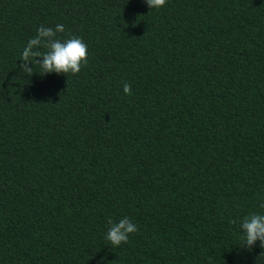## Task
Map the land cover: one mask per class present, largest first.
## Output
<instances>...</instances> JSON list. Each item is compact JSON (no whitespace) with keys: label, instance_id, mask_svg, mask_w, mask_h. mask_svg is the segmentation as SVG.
Returning a JSON list of instances; mask_svg holds the SVG:
<instances>
[{"label":"trees","instance_id":"trees-1","mask_svg":"<svg viewBox=\"0 0 264 264\" xmlns=\"http://www.w3.org/2000/svg\"><path fill=\"white\" fill-rule=\"evenodd\" d=\"M57 24L79 73L20 60ZM261 203L264 0H0V264H264Z\"/></svg>","mask_w":264,"mask_h":264},{"label":"clouds","instance_id":"clouds-1","mask_svg":"<svg viewBox=\"0 0 264 264\" xmlns=\"http://www.w3.org/2000/svg\"><path fill=\"white\" fill-rule=\"evenodd\" d=\"M150 9L162 8L166 0H145ZM64 31L62 24H57L55 28L41 26L37 29L36 35L29 39L24 47L20 60L25 62H36L40 58L39 67L43 74L55 72L57 74H76L80 72L81 65L87 63V45L79 37L60 40L53 39L58 33ZM42 38L51 39L52 42L44 52L34 50L36 46L41 45ZM20 70L28 75L33 72L32 68L22 66ZM125 94H130V85L123 87ZM264 209V203H261ZM234 223V221H232ZM110 225L106 240L113 246H119L122 242L127 243L129 234L136 231V227L128 223L127 220H120L118 224H113L112 219L108 218ZM244 235L241 237L243 247L249 250L259 242L261 248H264V213H252L245 216L242 222Z\"/></svg>","mask_w":264,"mask_h":264}]
</instances>
